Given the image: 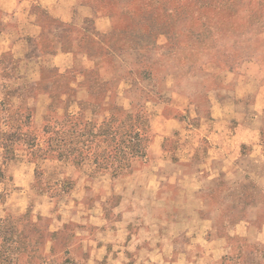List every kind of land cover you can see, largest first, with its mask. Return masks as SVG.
<instances>
[{"label": "rangeland", "instance_id": "rangeland-1", "mask_svg": "<svg viewBox=\"0 0 264 264\" xmlns=\"http://www.w3.org/2000/svg\"><path fill=\"white\" fill-rule=\"evenodd\" d=\"M85 2L97 16L112 14L113 26L70 24L62 40L79 38L86 49H73L77 55L55 60L49 35L45 49L11 44L0 54V233L5 222L21 232L11 242L19 249L13 264H100L98 227L144 187L157 161L148 147L169 118L173 130L177 118L186 128L168 136L172 152L185 140L202 155L204 135L218 126L211 116L217 98L237 97L264 146V0ZM255 144L246 151L263 157ZM254 158L234 167L228 177L238 180L213 185L218 199L208 209L231 212L211 213L218 227L247 218L246 203L264 200V183L250 174ZM231 242L222 264H264V239Z\"/></svg>", "mask_w": 264, "mask_h": 264}, {"label": "crops", "instance_id": "crops-1", "mask_svg": "<svg viewBox=\"0 0 264 264\" xmlns=\"http://www.w3.org/2000/svg\"><path fill=\"white\" fill-rule=\"evenodd\" d=\"M87 20H91L99 31H107L113 26L110 15H95L85 0H0V54L11 49V44H20L22 49H32V46L45 49L41 41L49 35L52 38L50 49H58L49 54L55 60L77 55L78 51L73 49H86L81 46L80 39L76 37L77 42L71 43L62 40V36L70 24H86ZM12 22L18 26H11ZM236 100L237 97L226 101L217 98L212 108L216 113L211 116L218 126L209 127L204 135L209 146L202 150V155L198 153L199 145L191 147L185 140L177 146V155L172 152L176 147L167 146L168 136L182 135L186 130L180 118H177L179 124L176 123L174 130L169 125L175 118H169L163 134L154 132L148 152H155L157 161L146 174L144 187L140 185L131 190L126 203L122 201L116 206L118 217L98 227L101 238L95 249L100 264L104 260L112 264H222L232 250L234 236H239L246 245L262 244L264 200L246 203L243 213L251 224L247 218H241L238 223L227 218L220 228L211 213L219 212L221 217H228L231 212L208 209V205L218 199L213 185L221 179L238 180L237 176L228 177L230 173L237 174L234 167H238L244 157L257 156L253 151H246L255 139L257 144L253 148L264 158L261 127L251 123L256 119L250 121L243 107L234 104ZM261 158L249 159L257 167L250 174L255 175L259 183H264L263 164L259 165ZM194 160L198 161L195 167ZM145 187L147 189H143ZM231 195L228 191L221 197ZM249 211L253 214L248 215Z\"/></svg>", "mask_w": 264, "mask_h": 264}, {"label": "trees", "instance_id": "trees-1", "mask_svg": "<svg viewBox=\"0 0 264 264\" xmlns=\"http://www.w3.org/2000/svg\"><path fill=\"white\" fill-rule=\"evenodd\" d=\"M112 16V14H107ZM113 166V165H112ZM123 165H117L113 168L114 170V177L118 173L119 170ZM122 169V168H121ZM19 220V218H18ZM1 237L3 238L4 245L0 248V257L2 258L3 264H13L15 261L14 253L15 251H19V249L11 244V242H19V237L21 232L16 230L14 226L9 227L6 222L2 226Z\"/></svg>", "mask_w": 264, "mask_h": 264}]
</instances>
